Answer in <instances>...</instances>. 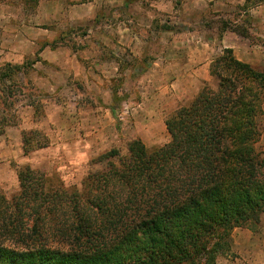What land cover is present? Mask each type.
<instances>
[{"label":"rangeland","instance_id":"1","mask_svg":"<svg viewBox=\"0 0 264 264\" xmlns=\"http://www.w3.org/2000/svg\"><path fill=\"white\" fill-rule=\"evenodd\" d=\"M226 49L264 71V0H2L0 64L21 67L15 104L0 105L3 194L20 195L25 168L55 190H82L117 163L99 161L113 149L125 154L136 139L149 152L163 147L166 121L205 85L217 88L210 67ZM256 124L250 146L264 157V98ZM229 243L217 264H251L245 248L264 264V214Z\"/></svg>","mask_w":264,"mask_h":264},{"label":"trees","instance_id":"2","mask_svg":"<svg viewBox=\"0 0 264 264\" xmlns=\"http://www.w3.org/2000/svg\"><path fill=\"white\" fill-rule=\"evenodd\" d=\"M20 71L0 64L2 107L15 104ZM210 71L217 88L205 85L166 121L170 142L158 150L140 139L125 154L113 149L99 161L117 163L90 173L82 190H55L30 168L19 172V196L0 189V264H217L233 230L264 214V157L251 147L264 71L232 49ZM7 124L0 119V134Z\"/></svg>","mask_w":264,"mask_h":264},{"label":"crops","instance_id":"3","mask_svg":"<svg viewBox=\"0 0 264 264\" xmlns=\"http://www.w3.org/2000/svg\"><path fill=\"white\" fill-rule=\"evenodd\" d=\"M239 60H240V59H239ZM240 61H242V60H240ZM242 62H245V61H242ZM245 63H248V62H245ZM248 64H249V63H248ZM204 68H205V71L207 72V75L205 74L203 78H204L205 80H208V78H209V76H210V74H209V66H208V67H204ZM243 249H244V248H243ZM245 250H246V251L243 250V255H244V256H247V259H246V260H249V262H250L251 264H253V260H254V259H253V255H254L253 253L255 252L254 249H250V248H249V249H248V248L246 249V248H245Z\"/></svg>","mask_w":264,"mask_h":264}]
</instances>
